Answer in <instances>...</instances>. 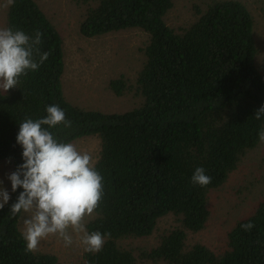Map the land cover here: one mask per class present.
<instances>
[{
  "label": "trees",
  "instance_id": "16d2710c",
  "mask_svg": "<svg viewBox=\"0 0 264 264\" xmlns=\"http://www.w3.org/2000/svg\"><path fill=\"white\" fill-rule=\"evenodd\" d=\"M83 6L79 34L92 39L138 29L148 37L133 81H109L116 96L139 99L133 109L105 114L66 101L61 85L63 40L35 0H15L3 27L34 36L43 33L41 52L48 59L21 77L18 88L0 90V161L15 171L23 163L16 136L26 117L46 115L58 105L71 121L52 131L64 142L99 139L96 169L104 196L86 222L89 233H110L103 250L85 252L82 264H264V197L250 215L226 234L224 250L188 246L187 233H198L209 217V194L218 190L261 140L264 117V65L256 64L254 20L241 0H198L182 27L167 24L174 0H74ZM38 59V58H37ZM203 167L212 182L194 185ZM9 193L0 210V264H57L51 254L26 250ZM172 216L178 226L164 231L157 245L135 249L126 240L147 238L158 222ZM252 222L251 231L241 228Z\"/></svg>",
  "mask_w": 264,
  "mask_h": 264
},
{
  "label": "rangeland",
  "instance_id": "374dc122",
  "mask_svg": "<svg viewBox=\"0 0 264 264\" xmlns=\"http://www.w3.org/2000/svg\"><path fill=\"white\" fill-rule=\"evenodd\" d=\"M63 40L64 71L61 79L62 91L67 102L105 114L123 113L136 107L138 98L132 94L116 97L109 89L111 80L124 76L133 81L140 68L143 56L141 48L147 36L138 29H127L104 36L86 39L79 34L83 17V6L74 0H35ZM247 6L254 20V37L257 46L256 64L264 65V0H241ZM198 0H174L167 14V24L172 28L184 26L191 18L192 5ZM7 0H0V27L4 26ZM74 143L81 151H88L97 159L99 139L85 137ZM11 167L0 161V180L8 191L11 182L7 176ZM264 197V142L249 151L238 168L229 175L221 188L209 194V217L205 227L198 233H187L188 246L202 244L220 252L224 250L226 234L241 219L254 210ZM20 214L18 228L23 231ZM86 217L85 223L91 218ZM178 226L172 216L161 219L150 237L126 240L125 245L146 248L156 246L158 237L164 231ZM74 236V243L65 247L62 240L49 237L41 242L34 252L47 253L57 258V264H82L85 251ZM137 264H152L139 262Z\"/></svg>",
  "mask_w": 264,
  "mask_h": 264
},
{
  "label": "clouds",
  "instance_id": "9594fccd",
  "mask_svg": "<svg viewBox=\"0 0 264 264\" xmlns=\"http://www.w3.org/2000/svg\"><path fill=\"white\" fill-rule=\"evenodd\" d=\"M15 0H7L11 6ZM43 33L36 30L31 36L21 29L0 27V90L18 88L21 77L36 72L48 59V52H41ZM38 58V59H37ZM264 117V105L254 118ZM71 128L72 123L58 105H49L46 115L32 119L26 117L19 123L16 142L22 151L23 163L11 172V192H19L11 203L13 216L26 214L23 218L22 238L27 251H36L42 241L49 237L62 240L65 247L78 238L83 250L97 253L110 233H89L85 219L98 209L104 196L103 176L96 169V160L88 151H81L74 143L62 141L52 130L59 126ZM264 142V129L258 133ZM194 185L206 187L212 177L203 167H197L191 177ZM11 194L0 180V210L9 204ZM255 225H241L251 231Z\"/></svg>",
  "mask_w": 264,
  "mask_h": 264
}]
</instances>
